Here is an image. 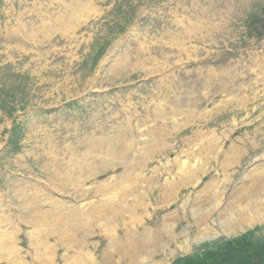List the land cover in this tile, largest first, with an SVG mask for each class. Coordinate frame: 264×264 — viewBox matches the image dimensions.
Here are the masks:
<instances>
[{
  "label": "rangeland",
  "instance_id": "374dc122",
  "mask_svg": "<svg viewBox=\"0 0 264 264\" xmlns=\"http://www.w3.org/2000/svg\"><path fill=\"white\" fill-rule=\"evenodd\" d=\"M256 204L264 0H0V264H171Z\"/></svg>",
  "mask_w": 264,
  "mask_h": 264
},
{
  "label": "trees",
  "instance_id": "16d2710c",
  "mask_svg": "<svg viewBox=\"0 0 264 264\" xmlns=\"http://www.w3.org/2000/svg\"><path fill=\"white\" fill-rule=\"evenodd\" d=\"M201 249L179 256L171 264H264V239L257 238L255 230L234 238L206 242Z\"/></svg>",
  "mask_w": 264,
  "mask_h": 264
},
{
  "label": "bare ground",
  "instance_id": "6f19581e",
  "mask_svg": "<svg viewBox=\"0 0 264 264\" xmlns=\"http://www.w3.org/2000/svg\"><path fill=\"white\" fill-rule=\"evenodd\" d=\"M74 2V1H73ZM79 6V5H78ZM77 8V7H76ZM83 8V7H82ZM84 11V10H83ZM233 148V147H232ZM235 150V149H234ZM236 151V150H235ZM228 153H229V151H228ZM228 153H227V158L229 159V155H228ZM122 157H124V156H122ZM76 177H78V176H76ZM76 177H68L67 178V180L68 181H71L72 179H74V180H78V178H76ZM68 181H65V183H67V184H69V182ZM215 180H213L212 182H211V184L214 182ZM210 184V185H211ZM262 186H263V184L262 183H260ZM69 186V185H68ZM261 188H263V187H255V189L254 190H252V193L251 192H249V191H247L246 192V194H249V195H247V196H244L243 197V199L244 200H248L249 202H253L254 201V199L252 198L253 196H254V194L255 193H258V191L261 189ZM253 200H252V199ZM257 206V204L253 207V208H251V209H248V210H246V211H244V213H243V215L241 216V218L239 219V221H238V223H237V225H239V226H241V225H243V224H247V223H250V222H252L255 218H256V216L255 215H257V216H261V215H264V213L263 212H261L260 210H258V209H256V211L254 212V213H251L250 212V210H253L255 207ZM107 207H110V204H107V206H106V208ZM99 214V213H98ZM70 218L71 219H73L72 218V216H70ZM74 218H75V220H76V215H74ZM67 221V220H66ZM78 222V221H77ZM77 226V225H76ZM79 226V225H78ZM81 226V225H80ZM81 228V227H80ZM78 229V228H77ZM76 234V233H75ZM137 240H139V239H137ZM144 240V239H143ZM137 244V243H136ZM136 244H135V246H136ZM140 244V243H139ZM143 245V244H142ZM6 246V245H5ZM125 246V245H124ZM134 246V245H133ZM8 247V246H7ZM129 247V246H128ZM137 247V246H136ZM131 249V248H130ZM133 249H134V247H133ZM137 249V248H136ZM135 249V250H136ZM8 250V249H7ZM127 250V249H126ZM12 251V250H11ZM126 252V251H125ZM133 252H134V250H133Z\"/></svg>",
  "mask_w": 264,
  "mask_h": 264
}]
</instances>
